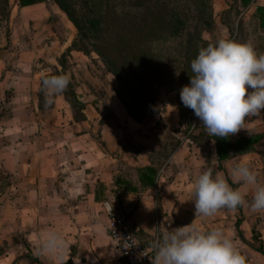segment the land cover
Masks as SVG:
<instances>
[{
  "label": "crops",
  "instance_id": "1",
  "mask_svg": "<svg viewBox=\"0 0 264 264\" xmlns=\"http://www.w3.org/2000/svg\"><path fill=\"white\" fill-rule=\"evenodd\" d=\"M13 2L12 11L10 2L8 21L20 16L28 47L19 48V54L11 60L5 61L9 55L7 50L0 54V91L5 94L10 90L13 99L8 101L7 114L0 118V169L8 175V184L3 183L0 191V264H55L51 257L34 255L40 234L49 229L62 232L72 244L66 264H75L77 258L79 264H119V250L108 234V210L111 205L117 209L111 198L118 163L125 161L126 164L122 163L132 168L150 164V151L145 148L137 153L130 149L125 160L121 156L123 143L120 140L124 138L126 128L132 129L129 141L135 145L146 147L152 139L135 133L130 118L121 126L122 119L114 115L120 109L126 112L116 96L110 98V109L114 115L101 123L95 109L96 101L86 104V121L73 119L72 109L62 94L56 96L53 104L40 105V73L50 72L49 65L57 63L56 57L70 44L76 29L61 11L50 21V9L44 2L28 6ZM224 3L226 7V1ZM257 6H264V0H252L244 10L253 13ZM15 8H19L18 13ZM2 39V47L21 46L23 42L19 36L17 39L14 36ZM71 56L80 60L88 57L76 50L71 52ZM40 59L46 65L40 66ZM6 63H11L12 67L6 69ZM90 91L91 88L88 89ZM248 119L246 129H241L233 138L264 132L262 113ZM98 124H101L99 135L105 145L104 150L98 147L95 135L89 132ZM246 131L241 135L240 132ZM183 154L185 150L181 146L172 156L175 173L170 174L168 167H164L157 175L154 188L121 195V205L132 210L135 226L145 237H151L150 218L143 217V212L146 204L151 206L152 202L157 210L159 196L163 219L169 229L191 222L206 230L222 227L246 257V264H264V254L249 245L252 219L246 217L240 223L246 243L235 228L237 218L233 220L225 208L213 217L194 215L190 185L204 167L195 170L194 157L190 154H185L187 159L180 163ZM169 168L173 169V166ZM231 211L235 213V210ZM25 253L37 261L30 262L21 257Z\"/></svg>",
  "mask_w": 264,
  "mask_h": 264
},
{
  "label": "trees",
  "instance_id": "2",
  "mask_svg": "<svg viewBox=\"0 0 264 264\" xmlns=\"http://www.w3.org/2000/svg\"><path fill=\"white\" fill-rule=\"evenodd\" d=\"M45 0H15L20 6H28L44 2ZM60 8L72 22L76 34L70 44L56 58L59 68L54 67L52 73H67L69 58L72 51H80L85 55L94 53L113 74L118 81L115 96L126 110L127 114L136 122H141L151 113V107L161 90L167 87L170 76L176 80L177 88L184 86L185 79L191 73L190 61L196 57L202 46L208 42L201 37L202 31H213L215 20L212 0H51ZM238 1V2H237ZM252 0H235L237 9L250 5ZM228 10L223 12L226 14ZM10 16V0H0V19L8 20ZM231 30V28H229ZM239 38L237 41L251 40L258 54L264 51V6H257L248 21L240 20L236 27ZM175 41L177 45L169 49L171 56H178L180 62L169 66L164 71L159 63L160 52L153 50L154 45ZM161 50V49H160ZM173 71V72H172ZM166 72V73H165ZM175 73L172 74L171 73ZM168 75V76H166ZM71 77V76H70ZM41 89V86H40ZM39 89V103L43 105L45 99ZM251 91V89H248ZM69 103L73 119L85 121L86 103L77 91L74 78L71 77L68 88L62 93ZM180 110H188L183 114L187 127L195 118L190 108L185 107L179 98ZM264 116V110L261 111ZM102 119L100 120L101 123ZM199 136L189 134L196 146L202 151L206 163L209 153L219 171H225V162L235 156L254 152L264 139V132L254 133L243 137L229 138L210 137L204 133L201 124ZM205 134V135H203ZM98 146L104 150L105 145L100 139L99 131L94 136ZM175 144L179 138H173ZM213 141H215L213 143ZM134 151H140L141 146H133ZM176 148V147H175ZM167 148L149 152L150 164L132 168L118 163V172L114 176L112 189V203L120 210L126 219L131 220L132 210L121 205L120 197L123 193H138L142 190L154 188L156 178L161 170L164 159H168L174 152ZM208 153V155H207ZM157 211L161 212L160 198L156 200ZM237 210L241 214L235 221L238 236L244 241L240 223L242 207ZM135 225V224H134ZM139 239L145 247H149L138 230ZM149 239L150 236H147ZM247 243V241H245ZM254 250L264 254V250L249 244ZM27 247V245H25ZM21 257L30 262L37 261L29 253Z\"/></svg>",
  "mask_w": 264,
  "mask_h": 264
},
{
  "label": "clouds",
  "instance_id": "3",
  "mask_svg": "<svg viewBox=\"0 0 264 264\" xmlns=\"http://www.w3.org/2000/svg\"><path fill=\"white\" fill-rule=\"evenodd\" d=\"M190 69L192 75L180 89V100L210 137L227 139L246 129L247 118L264 110V53L258 54L251 40L218 38L199 48ZM39 79L46 105L53 104L71 81L67 73L52 72H41ZM190 191L195 216L213 217L222 208L238 207L264 213V177L248 158L232 159L224 172L213 167L200 171ZM146 243L152 251L151 264H246L234 239L219 226L206 230L191 222L157 228ZM71 245L62 232L49 229L40 234L34 255L66 264Z\"/></svg>",
  "mask_w": 264,
  "mask_h": 264
},
{
  "label": "rangeland",
  "instance_id": "4",
  "mask_svg": "<svg viewBox=\"0 0 264 264\" xmlns=\"http://www.w3.org/2000/svg\"><path fill=\"white\" fill-rule=\"evenodd\" d=\"M224 1H226L227 3L226 7H225ZM224 1L215 0L214 2V0H212L213 15H214V20H215L213 31L211 32L202 31L201 33L202 39L206 40L208 43L214 42L218 38L225 37V36L233 40L234 38L238 39L239 34L236 29L238 22L240 20L248 21L249 18L251 17L252 11L244 10L241 6L238 8V10H236L237 5L235 4V0H224ZM10 2H11V11H12V9L14 8V2L13 0H10ZM44 4L50 9V15L48 17L50 21L55 18L56 16L55 14H59V11L63 12L51 0H45ZM228 9L229 11L225 14L223 11L224 10L226 11ZM15 10L18 13L19 8L17 9L15 8ZM18 16L19 15H17L13 19L12 22H9L8 20L0 19V38L1 39L11 37V36H14L15 39H17L19 36L20 42H22L21 39L23 40V42L21 43L22 44L21 46L19 45L14 46V47H8V46L4 47V45L3 47L2 45L0 46L1 55L5 52V50H7V53H9L8 58L5 59V61L15 58L19 54L20 49H24L28 47V45L26 44L27 37L24 33V29L22 28L23 26L19 19L20 16L19 17ZM66 18L68 17L66 16ZM229 28H231V30ZM76 32L77 31H75V34ZM2 40L4 41V39ZM175 45H177V43L175 41H171V43L164 42L163 44H158V45L153 46V50H157L158 52L161 53L160 58H158V60L164 71H166L169 68V66H172L173 64L176 65L180 62L178 56H174V55L171 56L169 52V49H171ZM72 58L73 57L70 54L69 64H68V68L66 72L67 74H69L71 77L74 78L77 91L80 94L81 98L85 101L86 104L88 102L93 103L94 101H96L95 109L98 111L99 116L102 119V121L108 116H111L112 114L114 115V113L110 109L111 104H112V102L110 104V98L115 96L114 90L118 86V81L116 80L114 75L109 73L106 70L103 63L100 61L98 56L94 53H91L90 55H88V57H82V60L75 59V58H73L72 60ZM10 64L11 63H6L5 68L10 69L12 67V65ZM39 65L40 66L46 65L43 59L39 60ZM54 67L59 68L58 63H56L55 65H49L48 68L50 69V72H52ZM35 68L36 66H34V69ZM172 74H175V73H171V75ZM188 75L185 79L184 85L188 84ZM114 82H115V87H114ZM176 85H177L176 80L173 79V76H170V82L168 81L167 87L160 91V93L157 96L156 101L153 103L151 107V113L148 116H146L144 119H142L140 123L133 120L127 114L125 109L124 110L126 114L122 111V109L116 112V115L114 116L117 117L118 119H122L121 126H123L124 122H128L131 120L132 128L135 131V133L142 135L143 137L152 139L147 143L146 147L142 146L141 144L135 145L134 143L129 141L130 135L132 133V129L126 128V131L124 132V138L120 140L123 143L120 147V150L122 151L121 156L126 160L129 157L130 149L135 153L139 152V151L137 152L134 151L133 146L135 147L141 146L142 148H145L147 151L164 149V148H167V151H169L171 149L173 150V148L176 147L174 152L179 147L183 146L185 150V154H190L191 157H194L193 164H194L195 170H198V171L202 170L200 166H203L204 169L208 167H213L216 171L220 172L219 170H217L216 164L214 160L211 158L212 154L209 153L208 155L207 153V155L209 156V160H208V163H206L204 160L202 151H200V149L194 143L195 140L193 138L188 137L189 134L199 136V132L201 131L200 129L201 121L198 119V117L195 116L192 124L187 127L186 119L182 116L185 113L188 115V110H186V108H184L183 112L182 110H180V105L178 102L180 98V95H179L180 91ZM89 88H91L90 92H88ZM8 101H11V102L13 101V99L11 98L10 90L8 91L6 90L5 94H3L0 91V118L6 115L7 111L9 110L8 105L10 103ZM118 107L119 105L117 104V108ZM112 108L116 109V107H113V105H112ZM85 112H86V108H85ZM127 118H130V120H127ZM249 120L250 119H248V121ZM100 127H101V124L100 125L98 124L94 129H90L89 132L96 135L98 131L100 130ZM251 131L252 130H250L248 133H251ZM204 133H206L205 130H204ZM240 133L241 135H245L247 131L240 132ZM173 138H179L180 141L175 144V141L173 140ZM263 144H264V139L261 140V142L255 148L254 152H251L243 156L242 155L235 156L227 160L226 164L230 162L232 159L241 158V157L248 158L252 161V163L254 164L258 172L260 173V175L264 177ZM173 154L168 159H164L161 165V170L164 167L165 168L168 167V172L170 174L175 173L174 169L176 170V167L172 159ZM185 154H183V156L180 157V161H179L180 163H182V161L187 159V155ZM118 156H119V153H118ZM122 162L125 163V161H122ZM170 166H173V169H170L169 168ZM3 183L5 185L8 184V175L0 169V191L3 190L1 188ZM225 210H228L229 213L227 214L228 215L230 214L233 220L241 216V214L239 213L237 209H235L234 211L235 213H233L230 209H227V208H225ZM143 214L145 215L143 217L149 216L150 228H152L153 232L157 228L161 230L168 228V225L166 224L167 221H164L163 219L164 213L157 211L155 209L154 202H152L151 206L146 204ZM246 217H249L250 219H252V225L250 224L252 227L251 236H249L248 238L249 244L255 246L256 248H261L264 250V213H252L247 207H242V219ZM142 237L145 241L148 240L147 237L145 236H142Z\"/></svg>",
  "mask_w": 264,
  "mask_h": 264
},
{
  "label": "built area",
  "instance_id": "5",
  "mask_svg": "<svg viewBox=\"0 0 264 264\" xmlns=\"http://www.w3.org/2000/svg\"><path fill=\"white\" fill-rule=\"evenodd\" d=\"M108 212L110 214L108 234L119 250V264H151V248L145 247L139 239L138 227L126 219L119 209L112 207Z\"/></svg>",
  "mask_w": 264,
  "mask_h": 264
}]
</instances>
